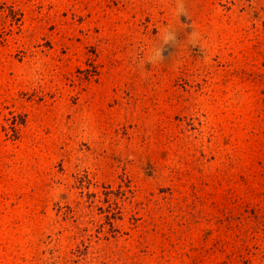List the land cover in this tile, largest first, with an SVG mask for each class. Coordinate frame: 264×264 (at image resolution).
Returning a JSON list of instances; mask_svg holds the SVG:
<instances>
[{"label":"rangeland","instance_id":"obj_1","mask_svg":"<svg viewBox=\"0 0 264 264\" xmlns=\"http://www.w3.org/2000/svg\"><path fill=\"white\" fill-rule=\"evenodd\" d=\"M0 264H264V0H0Z\"/></svg>","mask_w":264,"mask_h":264}]
</instances>
